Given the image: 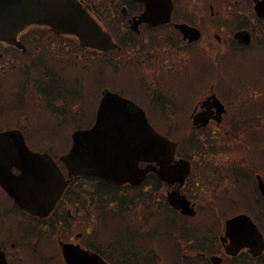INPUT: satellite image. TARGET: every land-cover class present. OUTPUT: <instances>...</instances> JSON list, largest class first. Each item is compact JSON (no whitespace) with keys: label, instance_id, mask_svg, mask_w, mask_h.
<instances>
[{"label":"water","instance_id":"obj_1","mask_svg":"<svg viewBox=\"0 0 264 264\" xmlns=\"http://www.w3.org/2000/svg\"><path fill=\"white\" fill-rule=\"evenodd\" d=\"M138 1L145 4L149 23L169 21L171 0ZM256 10L261 13L258 7ZM32 25L73 36L84 48L103 52L116 48L108 33L78 0H0V42L23 50L17 35ZM71 139L70 151L59 159L69 180L76 176L97 177L116 186L124 183L138 186L147 173L154 172L161 180L174 183L178 178L182 180V173L188 168L184 161L172 165L175 144L150 128L142 110L109 92L100 101L94 127L73 132ZM139 163L148 164L139 168ZM12 169L19 173L14 174ZM258 182L264 196V184L260 178ZM67 184L68 180L48 154L26 147L19 130L0 133V188L19 209L46 216ZM232 227L237 229L228 233L229 254L243 246L253 247L254 252L249 251L252 255L261 253V237L248 217L233 218L228 229ZM60 247L66 264H105L77 246L60 244ZM0 264H4L1 256Z\"/></svg>","mask_w":264,"mask_h":264},{"label":"flooded vegetation","instance_id":"obj_2","mask_svg":"<svg viewBox=\"0 0 264 264\" xmlns=\"http://www.w3.org/2000/svg\"><path fill=\"white\" fill-rule=\"evenodd\" d=\"M202 1H204L203 4L200 2L194 6L177 3L172 12V27L174 24L184 23L200 31L201 38L197 43L190 44L184 41L179 31L174 27L172 29H160L155 32L160 38L165 37L169 33L175 34L174 37L177 39L171 43V46H166V48L170 49V52L173 49L175 55L180 59L181 55L177 51H184L183 56L189 61L188 70L183 78L186 85L184 102H175V96L170 95L167 98L157 94L149 96L145 99V103L153 109L165 112L168 116V123H183L184 125L192 126L193 117L207 110L206 100L208 95H216L219 101L223 103L224 108H226V113L221 116V126L215 128L214 131L211 128L207 131L203 130L202 141L205 144L210 142L221 144V172H218V174L221 175L225 171L237 172L239 167L245 165L243 175H264V152L261 156H256L246 148L248 145L247 136L252 138L264 137V118H262L263 114L259 112V110L264 108V73L262 72L260 76L248 74L237 82H229L225 76H221V78L216 76L217 80L213 82L208 72L205 71V61H202L199 66L192 64V60L206 59V55L211 53L212 50H209L208 42L212 41V37L219 42L216 45L220 53L231 49L232 57H242V60L249 57L251 54V52H248L251 49L250 44L242 45L239 41H236L239 45L235 43L227 44V42L233 41V35L237 31L257 32L260 37L259 43L263 45L256 47L264 48V22L259 19H255L253 23L250 22L247 14H244L245 12L236 6L238 2L246 1L248 3L250 1L253 4L252 1L258 0ZM210 1L213 6L209 4ZM209 6L214 9L211 12V15L214 16L211 21H209V14L206 15L207 12L209 13ZM246 11L249 13L248 8ZM221 12H227V15H225L226 19H229L232 15L231 21L233 23L231 28H227L228 23L221 16ZM131 16L133 15L127 18L122 17V19L127 21ZM143 30L144 32L147 31L145 28ZM26 36V32H23L19 40L22 43L26 42ZM10 48L15 53L13 47L0 43V62L8 55L7 57L10 58L9 74L14 76V54L9 53L11 52ZM258 52H264V50ZM133 54L136 55L142 75L145 74L149 78L157 76L160 62H177L174 54H167L166 50L163 53H159L154 46H150L148 39H144L141 46ZM171 67L173 69L178 68L177 65ZM192 68L199 69L192 72ZM6 75L7 73L0 69V82L6 79ZM208 83L212 85L209 86ZM155 85L157 87V84ZM187 85H189V88ZM4 91L5 87L3 83H0L2 103H4L6 98L15 99L14 90L8 92L7 96H5L6 93ZM22 119L26 120L27 117L23 116ZM165 122L167 121L165 120ZM215 123L219 125L217 121H210L209 125L213 126ZM237 142H240L241 146L236 147ZM227 147L230 149L229 152L237 155L235 161L229 165H226L225 162ZM246 163L249 165H246ZM215 201V199H200L196 200L194 205L212 206ZM57 206L55 215L45 219L19 213L14 207L11 210L13 209L12 211L16 212V214H11L10 212L6 214L0 208V252L4 254L7 264H59L56 248L59 245V234L66 229V223L61 220L62 214L59 215V203ZM218 211L220 212L217 208L216 212ZM66 214L72 220L68 211ZM214 219L209 227L210 229L208 228L205 232L204 257L207 255L221 256V247L215 241V236L221 231L220 216L216 214ZM79 235L81 234L77 233V236ZM139 237L136 236L137 239ZM70 240L71 238L64 239V241ZM208 244H212V247ZM140 256L138 252L134 255L136 263L140 261Z\"/></svg>","mask_w":264,"mask_h":264},{"label":"rangeland","instance_id":"obj_3","mask_svg":"<svg viewBox=\"0 0 264 264\" xmlns=\"http://www.w3.org/2000/svg\"><path fill=\"white\" fill-rule=\"evenodd\" d=\"M251 34V39H250V44L255 46L252 49H250L251 52L250 56L245 58L244 60L240 58H232L228 57L225 58L224 64L225 67L221 66V57L218 58L215 62L207 60V59H195L194 63L195 64H200L202 61H205V66L208 70V72H215L216 74H219L221 76H225L226 79L231 82H237L240 78L252 74V75H261L262 72H259L262 70L264 72V52H258L260 50H264V48H258L256 46H260L263 44H260V37L257 32H252L250 31ZM25 39L31 40V42H26L29 43L30 45L33 46V48L37 49L38 51H41L42 47L45 49H51L52 51H55V49L59 50V54L62 53H71L72 55H77L78 52L74 50V44L71 43L68 40H62L58 38H50V35L45 32V31H31L28 33ZM12 53V52H9ZM14 54V53H13ZM8 56V55H7ZM4 57L2 61L0 62V69L4 71V73L9 69V64H10V58L9 57ZM23 60L20 59L16 54H14V63L20 64ZM53 63L52 62H46L41 64V67L43 68H48L52 67ZM226 70L225 71L223 70ZM258 71H256V70ZM114 71H117V69H114ZM130 72L139 78L138 71L136 67H133ZM35 74L32 72L28 76V78L25 80L22 78L25 83V85L28 87H36L37 89L39 88V82L34 79ZM95 77V74L91 70H85L81 71L78 65L73 62V61H67V60H59V70L54 71L49 74V79L48 82L43 83L42 89L48 96V106L51 108H54L59 102V121L62 123H67L70 121V119H73L72 117L69 116V109L74 106H65V100H68L70 103H72L74 100H79L82 104V114L79 115L78 113H73L72 116L75 117V119L72 120L71 125H59V123L52 125V120H48L45 116H43V109L41 108V122L40 123H32L33 117H37L38 115L36 114V109L34 107H31L28 109V106L31 103H34L35 101V96H31L28 93L24 92H17L15 99H11L10 102H5L4 104L2 103V99L0 98V129L8 127V126H15L16 125V119L18 118V115H24L27 117L29 124L31 125V128L34 129L30 130L29 127H24V130L28 136H26V141L29 147L43 151L44 148L42 147H35L34 143L37 142L40 146L45 145V143L50 142V138L55 139V141L59 142L61 145L60 148L56 147H51L50 153H62L65 150H67L70 147V133L74 130L76 127H85L91 116H92V105L90 103L89 99V91L91 89V85L93 83V79ZM1 78V76H0ZM17 76L12 77L11 79H5L2 80L0 83H3V86L7 88L10 91H13L14 88L18 90L20 87V84L17 81ZM110 80L115 87L118 89L128 92V93H133L136 92L138 93L141 89V86L139 83H137L135 86L128 85L126 80L121 76L117 79H112L108 78L107 71L104 74V81ZM82 88V89H79ZM42 92V96L45 97V94ZM58 93L59 99L56 100V104L53 100L55 94ZM64 100V101H59V100ZM50 101V103H49ZM35 104V103H34ZM9 106H14L13 110L8 113L6 112L7 108ZM47 109V108H46ZM53 111H56V108L53 109ZM15 119V120H14ZM40 119V118H39ZM54 123V122H53ZM54 128V129H53ZM187 127H185L184 132L178 136L174 135L175 130H170V127H164V130L169 132L170 134H173L172 136L176 137L177 140H180L181 138L184 137ZM36 130V131H35ZM47 131H51L52 134H47ZM202 133L197 132L195 136H199ZM69 135V137H68ZM247 149L250 150L254 155L256 156H261L262 153L264 152V137L260 138H252L251 136H247ZM221 145V144H220ZM198 144L194 143L193 145H183L182 147V154H186L190 157V160L192 163H195L197 165V168L200 167L202 164V161L200 160V156L196 155L195 153L198 151ZM212 153L209 156V161L207 162V165L210 167H221V147L218 149L214 148L212 150ZM63 154V153H62ZM62 154H58V156H61ZM237 158V155L235 153H225V162L226 165H229L231 162H234L235 159ZM246 165H249L246 163ZM245 171V165L239 167V169L236 172V176L234 175L233 172L231 171H225L223 174H221V181L219 185L217 186V193L221 192V200L225 201L227 199H234L231 200L229 203H234L232 207H229L227 203H225L222 207H224L223 212L221 210V224L223 219L229 216V212H235V213H246L249 216L253 217L259 227L262 228V231L264 232V219H259L260 224L263 226H260L258 224L256 217H258L259 210L251 209L250 207H253L249 205L251 203V198L254 197V191L250 188L249 184L251 183L250 178L251 176H243ZM243 176V177H242ZM264 175H262L263 177ZM196 177V176H194ZM246 177L245 181H242V178ZM238 182L236 183V181ZM194 184L200 185L201 181H196L194 180ZM243 182V183H242ZM81 183L85 187L92 186V182H85L81 181ZM248 185L250 189V194H246V191L244 189V185ZM145 192L142 193V196L140 197V203L144 207L147 204L152 203L153 205H163L164 206V201H163V196L161 194V189L159 188L157 190L156 186L152 183L149 185L145 184L144 188ZM91 189V188H90ZM124 194L127 199H132V195L129 192H125L123 190L117 191V194ZM82 199H85L83 196L81 197ZM246 198V199H245ZM208 199V198H207ZM248 199V200H247ZM245 202L248 204L246 205H239L240 203ZM129 204H135L136 201H129ZM239 201V202H238ZM75 197L72 199H69L68 196L66 197L65 201L63 204H61V208L59 209V214L64 208V214L68 210L70 215L73 216V218H76V221L79 223L77 224L76 221H72L69 223V226L72 228L73 232L77 231L78 233H81V231L84 232H89L91 233L96 220L98 216L99 207L102 204L96 203V208H95V213H93L91 206L89 205L90 200L86 199V203L84 206H82L81 210L79 213L75 210ZM224 202H222L223 204ZM104 205V204H103ZM106 205V204H105ZM11 203L9 202L8 198L6 195L0 191V208L5 211L6 214L9 212L11 214H16L13 212L10 208ZM165 216L162 218L170 219L173 223L178 224L181 223V219L178 218L176 215L172 213H163ZM66 215V214H65ZM94 215V216H93ZM93 216V218H92ZM131 213L125 215V216H118V215H109L107 213H103L100 221V227L96 230L97 234H101L104 237H111L113 240L119 238L121 236L122 232V226L123 223H127L131 219ZM161 219V220H162ZM204 223L201 222L199 224H190L189 227L192 228V230H196L200 225ZM222 228V227H221ZM76 234V233H75ZM101 235H97V237L92 236L90 239L88 238L89 236L85 233V239L84 242L88 243L94 242L95 247L98 248L100 251L105 252L106 254H109V261L113 264H125V262L122 261V259L119 257V253H116L115 251H112V249L106 244L107 242L104 240V238ZM73 238V237H72ZM71 238V240H72ZM182 238H187V235L185 234V231L181 233V238H180V252L181 255H189L190 252H186L184 249V242L181 241ZM209 246L212 247V244H208ZM120 250L122 251V247L116 245ZM106 248V249H105ZM203 248V247H202ZM110 249V250H109ZM139 251V249H137ZM112 252V253H110ZM123 252V251H122ZM128 256H130V259L126 260L127 264H135L134 260V255L129 252ZM229 262L226 264H250L249 258L245 257V254H241V257L238 256L237 258H231L228 259ZM264 260V256L258 260H252L251 264H259L261 261Z\"/></svg>","mask_w":264,"mask_h":264},{"label":"trees","instance_id":"obj_4","mask_svg":"<svg viewBox=\"0 0 264 264\" xmlns=\"http://www.w3.org/2000/svg\"><path fill=\"white\" fill-rule=\"evenodd\" d=\"M31 48H33V46H31V47L29 48L30 51H32ZM27 55H28V54H21V57H22V58H25ZM49 61L52 62L50 59H48V62H49ZM52 63H53V62H52ZM79 68H80L81 71H83V66H82V65H80ZM50 69H51V73L55 71V64H54V63H53V66L50 67ZM79 89H82V88H79ZM90 92H91V89H90V91H89V99H90ZM77 104L80 106V109L82 110V104H81V102H80V99H79V100H74L72 103H70V105H74V106H76ZM259 112L263 114L262 118H264V108L261 109V110H259ZM259 118H260V116H259ZM57 122L59 123V125H61V124L65 125V123H62V122L59 121V120H58ZM52 125H55V124L52 122ZM53 129H54V128H53ZM46 133L49 134V133H52V132H51V131H47ZM50 139H51L50 142H49V143H45V145H43V146H40L37 142L34 143V146L42 147V148L45 149V151H48V152L51 151V147L60 148L59 145H61V144H60L59 142L55 141V139H52V138H50ZM239 146H241V143H240V142H237V143H236V147H239Z\"/></svg>","mask_w":264,"mask_h":264}]
</instances>
